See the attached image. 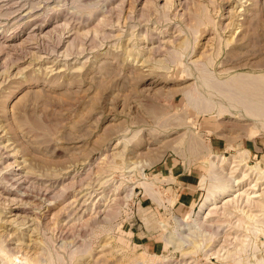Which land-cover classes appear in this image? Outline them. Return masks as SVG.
<instances>
[{"label": "rangeland", "instance_id": "rangeland-1", "mask_svg": "<svg viewBox=\"0 0 264 264\" xmlns=\"http://www.w3.org/2000/svg\"><path fill=\"white\" fill-rule=\"evenodd\" d=\"M259 76L264 0H0V264H122L143 251L161 258L135 264H238L206 259L238 249L262 264L264 216L246 234L235 211L247 189L261 197L245 210L264 209V174L248 169L264 172V129L231 103ZM165 164L197 172L188 223L163 208L176 204ZM238 181L200 215L209 190ZM170 237L205 253L186 258Z\"/></svg>", "mask_w": 264, "mask_h": 264}, {"label": "bare ground", "instance_id": "bare-ground-1", "mask_svg": "<svg viewBox=\"0 0 264 264\" xmlns=\"http://www.w3.org/2000/svg\"><path fill=\"white\" fill-rule=\"evenodd\" d=\"M208 21V20H207ZM208 63V62H207ZM207 66V65H206ZM206 66H204V69H201V72L202 73H205L206 72V69H205V67ZM187 72V71H186ZM211 72V71H210ZM188 74H189V71H188ZM202 77V76H201ZM236 77V76H235ZM204 80H205V83L207 84V85H212V86H214L215 88L216 87H218L217 86V84H212V82H210V81H206V79L207 78H203ZM202 80V79H201ZM256 80H257V82H252V83H250V85H248V86H246V85H241V90H242V92H240L238 95L241 97V99L240 100H238V101H231V103H232V106L234 107V109H236V111H238V112H242V110H243V112H245L246 114L245 115H248V116H250V117H252L253 119L252 120H255V122L258 124L257 126H259V125H262L263 126V129H264V76H259L258 78H256ZM240 81H242V79H240V78H238L237 80H235V78L234 79H232L231 81H230V85L231 86H235L236 84H239L240 83ZM220 82H222V81H220ZM226 82V81H225ZM243 83V82H242ZM248 83V82H247ZM229 85V84H228ZM238 88V87H237ZM240 88V87H239ZM238 88V89H239ZM208 91V90H207ZM210 91L211 90H209L208 92L210 93ZM223 91V90H222ZM226 92H227V90H225ZM212 92V91H211ZM230 92H232L231 90H230ZM213 93H215V92H213ZM223 94V93H222ZM216 96V95H215ZM219 96V95H218ZM199 100H204L203 99V97H201ZM198 100V101H199ZM207 100V99H206ZM207 104H208V106H207V110H212V111H220V112H224V110H222L220 107H219V105H220V103H219V105L217 104V102L216 103H214V105H211V103H209V102H206ZM213 103V102H212ZM230 103V102H229ZM221 106H223V105H221ZM232 106H231V108H232ZM227 108V107H226ZM206 109V108H205ZM227 109H229V108H227ZM233 109V108H232ZM240 112V113H241ZM261 127V126H260ZM245 153H246V151H243V150H241L237 155H234L233 156V158H235L236 160L238 159L239 161V163L240 164H242V163H245L244 165H246V160H247V156L245 157ZM247 154V153H246ZM224 157V156H223ZM250 158V157H249ZM230 163V162H229ZM234 163V162H233ZM232 163V164H233ZM248 165V164H247ZM13 166V165H12ZM232 166H234V165H232ZM260 167V165H259V163H257V165H256V167H249L248 169L249 170H256V171H258V174L260 173L261 175H263L264 174V172L262 171V169H260L259 168ZM235 168V167H234ZM155 178L158 180H160V179H162V175L159 173V174H157L156 176H155ZM154 179V178H153ZM231 181V180H230ZM162 182V181H161ZM160 182V183H161ZM233 183V182H232ZM232 183H229V184H227L225 187H221V188H219V189H215L214 188V190H209V193H210V195H208L207 197H206V199H205V201L202 203V205H201V207H200V210H199V213H200V215L202 214V213H204V210L206 209V208H209L208 206H209V204H210V206H211V204L213 205L214 204V202H217V200H218V198L219 197H221V196H226V194H229V193H235L236 191H237V189H236V187H238V186H240L243 182H241V181H238L237 182V184L236 185H233ZM140 186H142L145 190H146V192L149 194L150 193V195L155 191V190H153V188L155 187L154 185H155V183H151V182H148V181H144V182H141L140 184H139ZM218 187V186H217ZM248 191H252V193L254 192L253 190H251V189H247L246 190V192H248ZM252 193H248V194H246L245 195V198H247L248 199V201L247 200H245V199H242V203H241V205L239 206V208L238 209H236V211H235V213L237 214V215H241V216H243L244 217V219L242 220L243 221V225H241L243 228V231L246 233V234H249V233H251V232H253V231H256V233H259L262 229V227H261V217L262 216H264V209H262V210H260L259 212L260 213H258V214H254V213H250L249 211H247V210H245V207H246V205H245V203H250V200L251 199H257V198H260L261 197V195H258V194H252ZM232 195V194H231ZM241 195L243 196V193L241 194V193H239L238 195H236L237 196V203L239 202V200L242 198L241 197ZM152 196V195H151ZM158 196V195H157ZM229 196V195H228ZM241 197V198H240ZM234 199H236V198H234ZM230 201H234L233 199L232 200H227L226 201V204L228 203V202H230ZM173 203L174 202H171V201H166L164 204H163V208L165 209V211L167 212V213H171L172 212V210H171V208H172V206H173ZM263 204V203H262ZM261 204V205H262ZM243 205H245V207L243 206ZM235 208H237V207H235ZM262 208H264V207H262ZM186 209V210H185ZM188 209H190L189 207H184V209L182 210L183 211V213H184V221L185 222H187L188 223V221L189 220H191V213H192V210H188ZM212 211L213 210H215V207L214 208H212L211 209ZM191 211V212H190ZM198 213V214H199ZM173 214V213H172ZM148 215H150V214H148ZM231 216V215H230ZM233 216V215H232ZM231 216V217H232ZM206 218H208V217H206ZM147 219V218H146ZM174 220V223H175V225H176V223L178 224V220H176V219H173ZM181 221H183V220H181ZM199 219L197 220V221H194L196 224H201V223H199ZM191 222V221H190ZM201 222V221H200ZM182 223V222H181ZM180 223V224H181ZM241 223V222H240ZM198 226H200V225H198ZM162 227H163V229L164 230H167V226L165 225V224H162ZM185 228V227H184ZM184 228H181V225H179V226H177V228H174L175 229V232H177L178 233V231H177V229H179L180 231H183V230H186V229H184ZM200 229V228H199ZM202 233V232H201ZM167 234V233H166ZM183 234H184V232H183ZM183 234H181V235H183ZM212 234V233H211ZM210 234V235H211ZM244 235L243 236V240H240V242L239 243H241V241H242V244H243V242H246L247 241V239H246V237H247V235ZM180 236V235H179ZM178 236V237H179ZM184 236V235H183ZM190 236V235H189ZM252 236V235H251ZM176 237V236H175ZM215 236H211V238L213 239ZM185 238V241H186V239H188L189 240V238H188V235L187 236H185L184 237ZM208 238H209V236H208ZM254 238V237H253ZM166 239V238H165ZM176 239V238H175ZM211 239V240H212ZM255 239V238H254ZM187 240V241H188ZM204 240H206V239H204ZM210 240V239H209ZM184 240H183V238L181 239V242H176V241H174L173 239H172V237H170L169 239H166V244H165V247L166 248H169L170 246H173V248H174V250H177V251H179V252H182L183 253V255L182 256H184V257H189V256H196V255H198L199 253H205V245H206V243L205 242H197V241H188V242H185ZM124 242V241H123ZM187 243V244H186ZM254 246V245H253ZM255 247V246H254ZM241 250L242 249H238V252H235V253H233V252H229V251H225L224 252V254H222V252H214V253H212L211 255H210V257H207L206 259H207V261H209V262H211L210 260H214V259H218L219 261H226L227 260V258L228 257H230L231 259L233 258V260L235 261V262H237L238 264H242V262H243V256L241 257V254H242V252H241ZM245 250V249H244ZM223 251V250H222ZM248 253V252H247ZM49 254V253H48ZM126 254V253H125ZM227 254V255H226ZM5 254L4 253H2V249L0 248V258H2L3 256H4ZM244 255V254H243ZM70 256V255H69ZM143 256H146V257H149V258H152V259H159V258H161L160 256H158V255H147V252H142L140 255H139V257L136 255V254H134V255H130V254H126V256H124L123 257V263L122 264H135V263H137V262H139L140 260L139 259H141V257H143ZM207 256V255H206ZM223 257V258H222ZM58 259V258H57ZM63 260H64V258H63ZM71 260V259H70ZM139 260V261H138ZM53 261H54V259H53V257H52V255H50L49 256V261H48V264H53ZM62 261V260H61ZM260 263H262V264H264V260H262ZM6 264H8V263H6ZM10 264H15V263H11L10 262ZM55 264V263H54ZM58 264V263H57ZM64 264V263H63ZM139 264V263H138ZM144 264V263H143Z\"/></svg>", "mask_w": 264, "mask_h": 264}, {"label": "crops", "instance_id": "crops-1", "mask_svg": "<svg viewBox=\"0 0 264 264\" xmlns=\"http://www.w3.org/2000/svg\"><path fill=\"white\" fill-rule=\"evenodd\" d=\"M213 140H214V142L212 143L213 149H220L221 147H223V142L215 139ZM163 172L166 173V175H171L174 179L173 182L168 184V186L175 191L176 204L172 209L173 213H175L174 209L176 211L179 210V212H181L184 207H189L194 205L198 200L197 195H198L199 183L198 185H196L195 183V180L198 176L197 172L195 170H189L187 172L183 168L177 169L175 165H170L168 167L166 164L163 165L162 169L160 170V173L164 174ZM146 239L147 241L145 243L149 247H152L153 249L156 246V242L154 240L148 241L147 237Z\"/></svg>", "mask_w": 264, "mask_h": 264}]
</instances>
